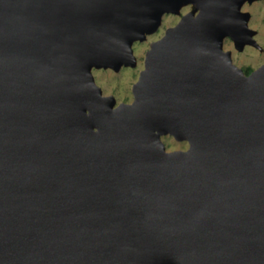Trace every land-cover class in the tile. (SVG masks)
<instances>
[{
	"label": "water",
	"instance_id": "water-1",
	"mask_svg": "<svg viewBox=\"0 0 264 264\" xmlns=\"http://www.w3.org/2000/svg\"><path fill=\"white\" fill-rule=\"evenodd\" d=\"M244 1L0 0V264H264V63L222 48L255 42ZM188 2L132 101L103 94L91 68Z\"/></svg>",
	"mask_w": 264,
	"mask_h": 264
},
{
	"label": "rangeland",
	"instance_id": "rangeland-1",
	"mask_svg": "<svg viewBox=\"0 0 264 264\" xmlns=\"http://www.w3.org/2000/svg\"><path fill=\"white\" fill-rule=\"evenodd\" d=\"M241 10L249 12L248 26L255 31L253 38L258 46L246 44L241 51H236L231 43L224 38L223 48L232 49L233 58L237 63L241 62L256 68L264 62V0H246L241 5ZM188 11L196 13L198 9L194 3L188 2L181 5L179 12H165L155 31L146 34L142 40H134L132 43V52L135 55L134 65H121L117 70L111 67L93 66L91 73L102 93L113 95L115 103L131 101L133 99L132 85L143 68L145 53L151 42L158 39L166 27L176 23ZM161 140L167 150L186 147L185 141L176 140L170 135H161Z\"/></svg>",
	"mask_w": 264,
	"mask_h": 264
},
{
	"label": "flooded vegetation",
	"instance_id": "flooded-vegetation-1",
	"mask_svg": "<svg viewBox=\"0 0 264 264\" xmlns=\"http://www.w3.org/2000/svg\"><path fill=\"white\" fill-rule=\"evenodd\" d=\"M168 13V12H167ZM174 13V12H173ZM175 24V23H174ZM173 24V25H174ZM170 26H172V25H170ZM170 26H168V27H170ZM168 27H166V28H168ZM166 30V29H165ZM165 32V31H164ZM255 34V31H254V33H253V35ZM252 35V36H253ZM224 38L226 39V40H228L230 43H231V46L236 50V51H241L242 50V48L244 47V45H246V44H251V45H253V46H258V44L256 43V41L254 42V43H245L243 46H242V48H238V46L235 44V42H234V39L230 36V35H226V36H224ZM223 38V39H224ZM255 40V39H254ZM224 41V40H223ZM222 48H223V43H222ZM224 49V48H223ZM224 50H226V51H229V55H230V59H231V62H232V64L234 65V66H236V67H238V68H240L241 69V71H242V73L244 74V75H248L253 69H254V67L253 66H250V65H245V64H242L241 62L240 63H237L235 60H234V58H233V55H232V49H230V48H226V49H224ZM264 63V62H263ZM263 63H261V64H263ZM260 64V65H261ZM258 67V66H257ZM132 101V100H131ZM121 102H125V101H121ZM130 102V101H129ZM170 135V136H172L174 139H176V140H183V141H185L186 142V147H184V148H175V149H166L167 151H171V150H184V149H186L187 147H188V142L186 141V140H184V139H177L176 137H174V135L173 134H171V133H169V132H166V133H164V134H162V135ZM164 147H165V145H164Z\"/></svg>",
	"mask_w": 264,
	"mask_h": 264
},
{
	"label": "bare ground",
	"instance_id": "bare-ground-1",
	"mask_svg": "<svg viewBox=\"0 0 264 264\" xmlns=\"http://www.w3.org/2000/svg\"><path fill=\"white\" fill-rule=\"evenodd\" d=\"M234 39V37H232Z\"/></svg>",
	"mask_w": 264,
	"mask_h": 264
}]
</instances>
